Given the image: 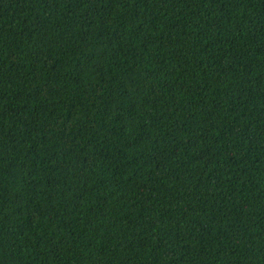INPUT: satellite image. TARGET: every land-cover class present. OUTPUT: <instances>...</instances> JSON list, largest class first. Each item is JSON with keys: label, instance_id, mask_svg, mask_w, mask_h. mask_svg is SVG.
<instances>
[{"label": "trees", "instance_id": "obj_1", "mask_svg": "<svg viewBox=\"0 0 264 264\" xmlns=\"http://www.w3.org/2000/svg\"><path fill=\"white\" fill-rule=\"evenodd\" d=\"M0 264H264V0H0Z\"/></svg>", "mask_w": 264, "mask_h": 264}]
</instances>
